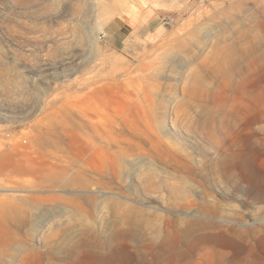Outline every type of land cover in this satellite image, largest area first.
I'll list each match as a JSON object with an SVG mask.
<instances>
[{"label":"rangeland","instance_id":"rangeland-1","mask_svg":"<svg viewBox=\"0 0 264 264\" xmlns=\"http://www.w3.org/2000/svg\"><path fill=\"white\" fill-rule=\"evenodd\" d=\"M0 264H264V0H0Z\"/></svg>","mask_w":264,"mask_h":264},{"label":"crops","instance_id":"crops-1","mask_svg":"<svg viewBox=\"0 0 264 264\" xmlns=\"http://www.w3.org/2000/svg\"><path fill=\"white\" fill-rule=\"evenodd\" d=\"M119 31L117 30V28L112 31V34H111V38L114 40V41H119V35H118Z\"/></svg>","mask_w":264,"mask_h":264},{"label":"built area","instance_id":"built-area-1","mask_svg":"<svg viewBox=\"0 0 264 264\" xmlns=\"http://www.w3.org/2000/svg\"><path fill=\"white\" fill-rule=\"evenodd\" d=\"M174 22V19H168V20H165L164 21V24L165 25H170V24H172Z\"/></svg>","mask_w":264,"mask_h":264}]
</instances>
